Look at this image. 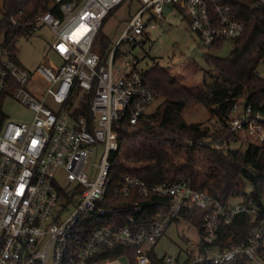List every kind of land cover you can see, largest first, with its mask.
I'll return each mask as SVG.
<instances>
[{"label": "built area", "instance_id": "built-area-1", "mask_svg": "<svg viewBox=\"0 0 264 264\" xmlns=\"http://www.w3.org/2000/svg\"><path fill=\"white\" fill-rule=\"evenodd\" d=\"M123 1L52 0L50 9L33 20L20 23L12 18L11 29L36 31L45 26L55 33L51 47L58 65L43 62L31 71L9 57L5 37L0 40V99L9 92L6 96L34 113L30 121L0 123V264H264V211L249 190L224 205L184 178L149 187L126 176L114 186L110 155L120 150L123 121L138 124L152 113L157 99L142 72L132 69L115 77L117 48L109 63H101L94 48L108 15ZM140 1L142 9L130 19L118 44L136 42L154 29L153 20L146 22L143 15L150 10L162 19L166 4L179 9L209 47L236 40L246 31L234 10L219 0ZM79 88L94 90L89 116L75 114ZM227 124L230 137L211 136L203 143L227 153L236 151L233 146L264 142V111L255 110L246 97L236 100ZM215 129L223 131L224 125L217 123ZM60 171L65 186L58 181ZM133 189L144 197L151 192L169 196L171 202L141 226L134 213L141 212L142 205L117 209L113 204L115 197H128ZM195 209L203 212L205 249L199 245L198 254L182 261L168 255L154 260L151 251L173 221ZM119 212H131L125 224L114 222ZM243 215L250 226L241 240L223 250L215 246L220 224Z\"/></svg>", "mask_w": 264, "mask_h": 264}, {"label": "trees", "instance_id": "trees-1", "mask_svg": "<svg viewBox=\"0 0 264 264\" xmlns=\"http://www.w3.org/2000/svg\"><path fill=\"white\" fill-rule=\"evenodd\" d=\"M219 1L234 10L235 17L246 25L245 33L233 40L234 48L227 57L208 56L216 74L204 76L203 87L198 93L192 92L158 65L143 73L144 82L155 91L157 98L163 100L154 112L145 115L138 124L123 121V128L119 132L120 150L110 155L113 184L119 185L126 176L139 178L149 187L184 178L196 190L208 191L224 205L236 197L245 196L250 188L251 198L264 211V142L250 144L244 152L227 153L215 150L209 143H203L211 136L230 137L227 121L232 106L239 98L246 97L255 110L264 111V78L258 73V67L264 62V3L258 0ZM51 3L52 0H3L0 40L5 37L7 53L16 63L21 65L17 57L19 38L33 31L24 26L11 29L12 18L20 23L33 20L41 10H49ZM225 41L220 40L212 47L221 48ZM113 49L111 41H102L101 47L96 50L101 63L106 62ZM120 57L121 53L117 49L113 62ZM8 94L0 99V123L7 117L3 102ZM75 95L80 105L75 114L89 116L94 90L86 92L79 88ZM197 104L204 105L217 118V123L224 125L223 131L215 128L212 130L201 122L186 120L185 108ZM187 140L192 141V144H186ZM170 202L169 196L151 192L144 197L137 189H133L128 197L118 196L113 199L117 209H128L134 203L142 205V211L134 213L141 226L147 225L156 213L164 210L162 205ZM197 211L193 210L192 214ZM130 214L119 212L114 222L125 224ZM249 226V219L244 215L229 224H220L214 245L223 250L231 243L239 242ZM199 229L202 251L205 249V234L201 225ZM193 256L189 255L190 258ZM151 257L159 260L154 249Z\"/></svg>", "mask_w": 264, "mask_h": 264}, {"label": "rangeland", "instance_id": "rangeland-1", "mask_svg": "<svg viewBox=\"0 0 264 264\" xmlns=\"http://www.w3.org/2000/svg\"><path fill=\"white\" fill-rule=\"evenodd\" d=\"M142 7L143 4L140 0H124L119 6L112 9L95 40V50L101 47L104 39H107L111 41L114 48L120 51V59L113 64L116 78L134 68L144 73L158 65L171 73L192 92L198 93L203 87L204 76L209 73L216 74L208 56L227 57L234 48V41L226 40L221 48L209 47L191 29L189 20L184 18L180 10L173 5L166 4L162 19L154 18L150 10L143 15L146 22L153 20L154 29L141 35L136 42L124 41L118 44L128 22ZM2 14L3 0H0V19ZM55 37V33L45 26H40L30 34L22 35L17 42V57L22 66L35 71L43 62L60 64L59 59L50 49ZM109 62L110 56L105 63ZM258 73L264 78V62L258 67ZM162 100V98H157L149 111L154 112ZM49 102L55 106L52 101ZM3 110L7 116L6 120L30 121L34 117L30 108L14 100L12 96L5 97ZM184 116L188 122H201L212 130L217 124V118L212 116L202 104L186 107ZM247 147L246 144H242L232 148L244 152ZM57 177L61 185L67 184L62 171L58 173ZM202 217L203 212L197 211L189 218L175 219L161 240L154 246L156 254L160 257L173 256L181 261L189 254H198L202 240L199 229ZM115 264L128 263L126 260H119Z\"/></svg>", "mask_w": 264, "mask_h": 264}, {"label": "crops", "instance_id": "crops-1", "mask_svg": "<svg viewBox=\"0 0 264 264\" xmlns=\"http://www.w3.org/2000/svg\"><path fill=\"white\" fill-rule=\"evenodd\" d=\"M52 43H53V42H52ZM51 46H52V44L50 45V49L52 50V47H51ZM52 51H53V50H52ZM21 65H22V64H21Z\"/></svg>", "mask_w": 264, "mask_h": 264}]
</instances>
